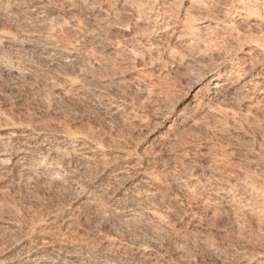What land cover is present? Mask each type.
<instances>
[{
  "label": "rangeland",
  "instance_id": "obj_1",
  "mask_svg": "<svg viewBox=\"0 0 264 264\" xmlns=\"http://www.w3.org/2000/svg\"><path fill=\"white\" fill-rule=\"evenodd\" d=\"M85 1L0 0L103 38L0 62V264H264V0Z\"/></svg>",
  "mask_w": 264,
  "mask_h": 264
},
{
  "label": "bare ground",
  "instance_id": "obj_2",
  "mask_svg": "<svg viewBox=\"0 0 264 264\" xmlns=\"http://www.w3.org/2000/svg\"><path fill=\"white\" fill-rule=\"evenodd\" d=\"M82 1L83 0H81V2ZM40 14L41 12L37 13L36 16L35 15L34 16L35 17L39 16V18L41 19L44 13L42 14V16H40ZM55 21H57L55 18L51 19L50 17L49 18L46 17V18L41 19V21H39L40 23L38 22L39 24L35 22L37 24L32 25V23L25 22L23 23L22 26H20V29H18L20 31L19 32L20 34H17L15 32H13L15 34H12L10 32L7 34L6 33L1 34L0 35V51L2 53V57H0V62L8 64V61L10 59L15 60L17 62V66L20 71H23V72L29 71L30 73L36 72L37 68L39 67L37 66L38 64L44 65L46 67L47 66L51 67L52 63L54 64V62H56V64L57 63L60 64L62 68L64 67L66 70L65 72L62 73L61 78L63 80L64 85L67 87V90L65 87L64 92L70 94V91L72 92L73 90L78 91L80 88L82 89L81 85L77 82V80H75L77 75H79V77L80 75H84V76L88 74L90 75L95 70V68H98L97 62H99L100 59L97 55H96L97 57L95 58H98V59H95L94 57L87 54L90 57L88 58L85 57L86 61L81 62V57H82L81 55H83V53L81 52H83L84 51L83 49L89 45H93L96 47L100 46L103 38L102 36H100L101 34L100 35L89 34L90 31L87 32L85 30L86 26L84 28L81 26L82 23L81 25H79V21H78V25L70 24V27H68V25L67 27H64L65 24L64 26H59V23L61 22L57 23ZM61 25L63 24L61 23ZM16 27L18 28L19 26H16ZM67 30L72 32L71 33L72 35L73 33L77 34V37L78 35L81 34L82 38L78 40L74 39V40H71V41L69 40L65 42L64 41L65 37L63 38L64 40L62 39V37H63V34H65ZM68 34L69 32L67 31V35ZM69 36L71 37V35ZM73 36L75 37V35ZM101 48L102 47H100V49ZM85 59H82V60H85ZM73 75H76L75 78L72 77ZM220 78H221V75H218V77L215 78V80L218 81L220 80ZM84 81H81V82L85 83ZM234 87L236 88L237 86H234ZM228 88L233 89V85L230 84ZM75 91L73 93H75ZM158 218L160 217L158 216Z\"/></svg>",
  "mask_w": 264,
  "mask_h": 264
}]
</instances>
